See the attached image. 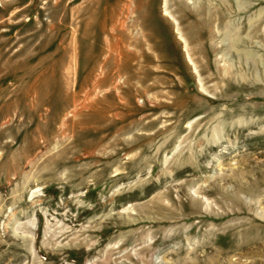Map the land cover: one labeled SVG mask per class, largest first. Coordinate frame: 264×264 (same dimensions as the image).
<instances>
[{
	"label": "rangeland",
	"instance_id": "374dc122",
	"mask_svg": "<svg viewBox=\"0 0 264 264\" xmlns=\"http://www.w3.org/2000/svg\"><path fill=\"white\" fill-rule=\"evenodd\" d=\"M0 264H264V0H0Z\"/></svg>",
	"mask_w": 264,
	"mask_h": 264
},
{
	"label": "bare ground",
	"instance_id": "6f19581e",
	"mask_svg": "<svg viewBox=\"0 0 264 264\" xmlns=\"http://www.w3.org/2000/svg\"><path fill=\"white\" fill-rule=\"evenodd\" d=\"M113 8V7H112ZM166 11V10H165ZM109 12V11H108ZM167 12V11H166ZM169 12L165 13V14H168ZM74 100V99H73ZM74 102V101H73ZM75 103V102H74ZM78 103V102H77ZM76 104V103H75Z\"/></svg>",
	"mask_w": 264,
	"mask_h": 264
}]
</instances>
